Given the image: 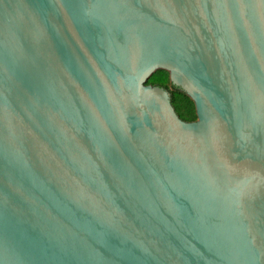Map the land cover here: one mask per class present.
Here are the masks:
<instances>
[{
	"label": "water",
	"instance_id": "obj_1",
	"mask_svg": "<svg viewBox=\"0 0 264 264\" xmlns=\"http://www.w3.org/2000/svg\"><path fill=\"white\" fill-rule=\"evenodd\" d=\"M0 264H264V0H0Z\"/></svg>",
	"mask_w": 264,
	"mask_h": 264
},
{
	"label": "trees",
	"instance_id": "obj_2",
	"mask_svg": "<svg viewBox=\"0 0 264 264\" xmlns=\"http://www.w3.org/2000/svg\"><path fill=\"white\" fill-rule=\"evenodd\" d=\"M148 84L159 85L169 90L171 103L178 116L185 121L196 119L195 106L192 99L179 87L172 85L168 71L158 69L147 79Z\"/></svg>",
	"mask_w": 264,
	"mask_h": 264
}]
</instances>
